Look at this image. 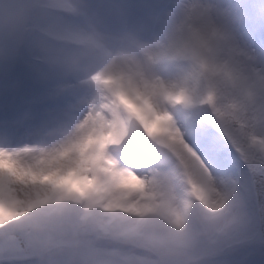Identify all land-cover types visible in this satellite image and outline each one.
I'll list each match as a JSON object with an SVG mask.
<instances>
[{"label":"rangeland","instance_id":"374dc122","mask_svg":"<svg viewBox=\"0 0 264 264\" xmlns=\"http://www.w3.org/2000/svg\"><path fill=\"white\" fill-rule=\"evenodd\" d=\"M162 1L150 0L153 4H159ZM56 2L65 10L73 11V0H56ZM63 42H67L83 52L84 56L85 54L95 56V49H93L95 46H107V43L116 41L97 37L87 32L69 30L64 35ZM17 50L20 51L15 41L0 36V74L5 71L6 75H10V83L14 87L19 81L22 84L21 89L25 93V99L35 97L31 92H34L39 84L64 80L61 76L63 72L51 69L45 61L39 63L38 70L33 67V72L31 69L28 70L25 65H19ZM28 51L32 52L31 54L34 56L42 57L38 51L30 49ZM20 52L22 53L23 50L21 49ZM119 53L121 57H127L125 51ZM53 55H58V49H53ZM93 62L96 63L95 57ZM137 65L140 69L139 74L142 73L141 76L151 82L152 79H148L141 66ZM129 70L126 73L127 77L137 84L133 69L130 67ZM92 75L90 74V76ZM78 79L77 81H82L84 76ZM113 80L112 78L105 81V78L100 76L97 77L95 83L93 82L91 95L93 94L94 97L91 100L88 99L87 103L91 104L96 97L103 109L96 111L97 115L94 119L96 122L89 127L88 132L90 133L87 142L81 139L82 132L77 127L79 124L78 114H75L72 119L76 120L72 122L71 127L67 128L69 133L55 136V139H59L49 144H38L39 146L31 144L30 147L23 146L11 151V156L22 160L16 165L15 159H13L11 171L14 174L26 178L32 175V170L35 167L38 171H42L43 181L40 182L39 187L34 188V191L38 190L41 193L33 197H43L41 199L37 197L31 202L28 201L29 204L22 205V197L16 193L18 196L16 200L7 202L11 207L8 210H2V207L5 209L7 206L4 205L5 201H0V227L6 231L16 229L18 232L16 234L6 231L0 233V252H3V256L12 253L24 256L23 252L25 254L28 252L27 247L31 252L34 246L30 239V233L41 235L46 230L47 233H51L50 237L59 236V239L62 240L55 246L53 244L51 248L45 249L44 254L53 249H67L74 245L80 247L90 243L95 246L97 251L93 259L98 258L99 253L109 249L116 254L123 255L138 253L139 257L144 256L155 264H160L153 251L137 246L139 238H135V236H140L145 232L147 238L152 240L158 232L161 233L167 228L169 238L188 257L182 260L183 264H199L208 251L220 241L231 238L237 232L236 228L240 224V231L244 230L243 224L246 223L249 226L254 224L256 205L253 208L254 194L251 191L249 172L242 157L209 122L206 109L207 89H201L199 84L193 86L182 84L179 90V93L183 95L181 101L184 104H191V110H180L175 115L168 112L167 117H165L166 115L162 116L165 117V122L162 124L161 121L159 125L153 123L151 117L146 116L150 113L142 105L140 98L141 109L137 105V101L130 100L129 98L132 97L127 96L128 94L126 97L122 93L119 81ZM229 80H234L233 83L237 82L239 87L246 90L248 94L251 93V96L259 97L261 110L264 113V74H261L251 61L241 59L237 73L230 76ZM68 84V81L57 83L53 90L59 91ZM15 95L16 88L12 92L14 99ZM12 99L8 101V104L12 103ZM17 102H15L16 105ZM20 102L24 105L23 101ZM41 105L42 115L39 118L35 117V120L41 123L43 128L60 129L65 126L66 119L70 114H66L64 117L60 113H56L54 106L57 105L48 106L45 103ZM150 105L154 111V106L151 103ZM78 106L75 105L73 110L75 111ZM87 109L88 107L83 110ZM176 116L179 118L183 116L187 121H199L201 129L189 127L180 131L173 125ZM204 129L206 131H203ZM168 131L179 137L185 145L187 142L184 141L182 133L185 135L193 133L194 136L203 138L204 145L199 149L205 157L208 156L213 164L218 165L217 175L220 178L214 183L206 181L202 190L204 194L197 186V190L193 191V196L190 198L188 192L190 185L185 183L187 186H182L183 176L187 174V180L189 179L188 169L179 150L175 147L170 150L164 141L168 136ZM37 132H39L38 126ZM257 139L252 141L253 146L264 145V130L257 136ZM211 140L215 142L209 143V145L208 141ZM144 142L150 145L148 146ZM67 143L76 144L74 151L70 150L71 155H66V160H64L60 156H56L54 152H57V148L61 145L65 149ZM189 147L192 146L189 145L188 149H190ZM191 151L195 152L196 162L203 166L201 169L204 170H201V173L206 179L211 178V167L206 165L202 158L203 155L200 156L195 148H192ZM3 154L0 152V157ZM73 156L75 157L73 158ZM3 160L6 161L7 157H4ZM30 161H34L33 164ZM72 161L75 164H71ZM70 164L71 166L75 165L73 172H77L80 167L81 175L78 180H72L67 185V189L60 188L59 185H62V182L61 184L55 183L56 176L60 177L64 171L71 167ZM118 168L127 171L137 182L141 181L140 185L135 186L139 190L130 202L124 196L111 198L108 194L114 185V178L121 174ZM55 185L57 186L55 187ZM13 187L14 185L11 183L5 186V189L11 192ZM52 189L57 190L54 191V195H51L53 194ZM196 191L198 196L194 193ZM45 192H50V197L47 198ZM13 205L17 208H12ZM92 211L96 224L108 237H98L77 223L78 219H85ZM23 215L26 220L21 222L22 225L12 226L15 217L21 218ZM31 216L33 219L30 218ZM179 218H184L189 223V228L186 231H190V234L187 232L185 238L180 235L181 232L178 230ZM200 219L203 225L200 224ZM248 219L251 221L248 222ZM162 227L165 228L162 229ZM204 231L207 233L208 240ZM93 238L98 240L99 245L93 243ZM129 238L134 239L136 245L131 243ZM67 241L68 245L65 244ZM103 243H111L114 247L106 246L108 248L106 249L101 246ZM190 257H197L198 260Z\"/></svg>","mask_w":264,"mask_h":264},{"label":"clouds","instance_id":"9594fccd","mask_svg":"<svg viewBox=\"0 0 264 264\" xmlns=\"http://www.w3.org/2000/svg\"><path fill=\"white\" fill-rule=\"evenodd\" d=\"M225 0H176L165 8L150 0H0V36L38 50L47 65L71 75L84 53L63 42L69 30L116 41L148 79L225 91L241 63L234 24L217 15ZM58 49V55H53Z\"/></svg>","mask_w":264,"mask_h":264},{"label":"bare ground","instance_id":"6f19581e","mask_svg":"<svg viewBox=\"0 0 264 264\" xmlns=\"http://www.w3.org/2000/svg\"><path fill=\"white\" fill-rule=\"evenodd\" d=\"M110 44L107 43V46H95L93 49L95 56L87 55L85 54V58L83 62H81L78 65V68L75 72H73L71 75H66L62 73L63 77L67 78V80H63L60 82H49L41 85L39 87L40 91L36 92V99L39 101H50L48 97L50 95L54 96V99L59 101L60 109L58 110V113L64 115L66 113H69L72 110V115L66 116L67 117V128L72 126V122L76 119H72L73 115L78 114L77 121H79V124H77V127L80 128V131L82 132L81 139L84 140V142H87V137L90 132L89 127L90 125L94 124V119H96V111L99 109V111L103 109L99 105L100 101L98 99H95L92 101L91 104H88L87 98H81L74 96L75 93H81L84 92L85 89L80 84L75 83L76 80H79V77H85L86 75H92V79L96 80L97 77H104L106 80L114 79L113 81H119L122 93L126 96L132 97L129 98L130 100L137 101V105L141 109V105L139 104V98L140 102L143 106L146 107V109L149 111L150 115L147 114L146 116L149 118L151 117L152 122L155 124H159V122L162 121V124L165 122V117H167L168 112H172L174 115L176 112L184 109L191 110V104H184L183 101H181V98L183 97L182 94L179 93V90L181 89L182 84H172L168 83L162 80H151L149 82L144 76H141L139 74V67L137 64L132 63H122L127 59V57H121L120 53H114V51L109 48ZM124 53V52H121ZM94 57L95 62L94 63ZM133 69V74L135 75V78L137 79V84L133 83L129 77H127V71H130L129 68ZM117 69V70H116ZM2 80L0 81V146L3 144L11 143L12 133L17 132L14 129V126L10 123V121L4 120L1 121V118L5 117L7 114L10 113V107L8 104V101L10 100V94H11V77L10 75H6L5 71L1 74ZM108 75V77H106ZM110 75V76H109ZM64 81L71 82L69 86H67L64 89H61L59 91H54L53 87L56 83H63ZM110 82V81H109ZM114 83V82H113ZM117 84V83H116ZM114 84V85H116ZM148 88V89H147ZM151 88V89H150ZM150 89V90H149ZM147 94V95H146ZM126 96V97H127ZM94 95L92 94L89 96V100L93 99ZM35 99V101H36ZM150 103L154 106V111L151 108ZM75 104L79 105L75 111L73 110V107H69L68 105ZM185 105V106H183ZM83 107V108H82ZM88 107V109L85 111L84 108ZM25 112L30 111V109L25 108ZM89 111V112H88ZM143 111V110H142ZM76 112V113H75ZM146 113V112H145ZM88 115V116H87ZM166 115L164 118L162 116ZM27 115H22L19 118V123L25 126V129L27 130V139H29L30 142H35L38 137H35L33 135V127L34 125L32 123L25 124L24 119ZM145 116V117H146ZM91 117V118H90ZM93 117V118H92ZM87 119V120H85ZM17 124V123H16ZM18 125V124H17ZM160 125V124H159ZM175 127L179 128L180 131H184L185 128L189 127H198L201 129V123L197 120L187 121L186 118L183 116L179 118L176 116V120L173 124ZM61 130V133L64 131L68 132V129ZM165 131V130H164ZM203 131H206L204 129ZM166 132V131H165ZM195 134L191 133L189 135H185V133H182V137L184 138V141L187 142V145H185L179 137L171 134V131H168V136L164 139L166 144L168 145V148L172 150L174 147L179 150L181 153L182 159L187 166L188 169V176L190 183L192 186H194V190H197V186L200 188V191L203 193V186L206 181H209L214 183V181H218L219 176L217 175V164H213L212 161L207 157H205L201 150L199 148H202L204 145L203 138L198 136H194ZM206 138V137H205ZM26 139V138H25ZM207 140V139H206ZM215 141H208V144H213ZM76 143H67L65 144V149L61 146L57 148V152H54L56 156H60L62 159L66 160V155L70 154V150L74 151V145ZM190 149H188V146ZM210 145V144H209ZM8 146L5 152L0 151L1 153H4L0 157V201H5L6 203L4 205L7 206V208L2 210H8L10 209V205H8L7 202H12V200H16V193L22 197L21 203L22 205L29 204L32 200L38 197V199L42 198L39 196L33 197L35 195H39V191L35 190L34 188L39 187L41 184L40 182L43 181V173L42 171H38L36 167L32 170V175L29 177L23 178L22 176L14 174L12 170L13 166V159H15L16 165L22 160L18 157L11 156V151H14L16 148ZM192 148L196 149V152L200 154V156L203 155V160L205 161L206 165L211 167V173L212 177H208V179L205 178V176L201 173V169L203 166L199 164V162H196V156L195 152L193 153L191 150ZM18 149V148H17ZM180 155V154H179ZM180 156V157H181ZM7 157V160L4 161L3 158ZM75 156H73L74 158ZM34 161H30L31 164H33ZM77 163V162H76ZM71 164H75L72 163ZM71 164L69 166H71ZM110 164V163H109ZM68 166V167H69ZM199 166V167H197ZM75 165H72L69 167L64 173L55 179V183L61 184L59 185L60 188L65 187L64 189H67V185L71 183L72 180H78L80 173V167H78L77 172H73ZM120 175H117L114 179V185L109 191V195L111 198L121 197L124 196V198L130 202L133 200L134 195L138 192L139 188L137 189L135 186L140 185L141 181H136L135 178L130 175L127 171L118 168ZM118 169H116L118 171ZM197 169V170H196ZM23 170V169H22ZM118 172V173H119ZM205 173V172H204ZM83 174V173H82ZM220 180V178H219ZM147 181V180H146ZM13 184L14 187L8 190H11V192H8L5 189V186L8 184ZM72 185V184H71ZM57 185H55L56 187ZM54 195V190L52 189ZM44 193V192H43ZM47 193V192H45ZM196 196L197 191L194 192ZM56 194V192H55ZM50 197V192L47 194ZM109 197V196H108ZM52 198V197H51ZM31 199V200H29ZM46 199V198H44ZM43 199V200H44ZM112 200V199H111ZM20 201V200H19ZM28 201H30L28 203ZM120 201V200H119ZM4 203V202H1ZM33 203V202H32ZM41 203V202H40ZM39 203V204H40ZM20 204V205H21ZM17 205V204H16ZM33 205V204H32ZM1 206V205H0ZM12 208H17L15 205L12 206ZM1 210V209H0ZM187 228H189V223L184 218L178 219V230L182 233H180L181 236L187 237ZM93 243L98 244V240L96 238H93ZM11 243V242H10ZM101 246H104L106 249L107 247L113 248L111 243H103ZM107 246V247H106ZM96 249L94 245H82L80 247H76L74 245L73 247H67V249H61L58 248L57 250L53 249L51 251H48L47 253L39 256L34 257H25L23 255L18 256L19 260L22 262V264H155L151 259H148L144 256H140L138 254L135 255H126V254H116L112 252L111 250H106L104 252L99 253L100 256L98 258L93 259L94 255L96 254ZM3 252H0V264H4V261L9 257V254L7 256L2 255ZM36 258V259H35Z\"/></svg>","mask_w":264,"mask_h":264},{"label":"trees","instance_id":"16d2710c","mask_svg":"<svg viewBox=\"0 0 264 264\" xmlns=\"http://www.w3.org/2000/svg\"><path fill=\"white\" fill-rule=\"evenodd\" d=\"M233 82L234 80L228 79L222 95L214 89H207L210 116L215 127L242 154L251 171L257 204L258 200L264 197V145L253 146L252 141L264 130V113L261 110L260 98L251 96V93L248 94L246 90L241 89L237 82ZM30 218L33 219L32 216ZM23 220H26L24 215L18 217L12 226L22 225ZM82 222L95 228L92 215ZM242 232L239 231L232 237ZM31 237L35 245L42 241L36 233H32ZM145 243L164 261L178 263L185 259L182 251L171 242L167 228L160 233L159 240L155 242L145 240Z\"/></svg>","mask_w":264,"mask_h":264},{"label":"snow or ice","instance_id":"6c2138e0","mask_svg":"<svg viewBox=\"0 0 264 264\" xmlns=\"http://www.w3.org/2000/svg\"><path fill=\"white\" fill-rule=\"evenodd\" d=\"M176 0L159 3L165 8ZM218 16L234 24L233 45L242 60L251 61L264 74V0H225L215 6ZM4 264H22L12 253ZM199 264H264V197L257 202L254 224L239 235L220 241Z\"/></svg>","mask_w":264,"mask_h":264}]
</instances>
